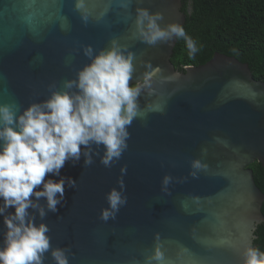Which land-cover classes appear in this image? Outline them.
<instances>
[{"label":"water","instance_id":"obj_1","mask_svg":"<svg viewBox=\"0 0 264 264\" xmlns=\"http://www.w3.org/2000/svg\"><path fill=\"white\" fill-rule=\"evenodd\" d=\"M76 4L0 0V105L17 117L53 93L77 94L66 83L114 46L131 54L129 86L140 87L121 155L106 166L103 144L81 145L78 160L67 159L58 176L44 178L64 180L56 210L45 197H30L38 207L27 210L26 220L48 228L41 264H57V249L67 264H244L245 249L256 248L264 223V192L250 167L256 161L264 167V81L248 63L218 52L181 71L171 62L178 37L155 44L140 37L138 9L160 13L161 29L183 27V0ZM113 189L125 202L105 220ZM40 190L43 184L34 189ZM14 211L0 215V249L8 231L4 217Z\"/></svg>","mask_w":264,"mask_h":264},{"label":"clouds","instance_id":"obj_2","mask_svg":"<svg viewBox=\"0 0 264 264\" xmlns=\"http://www.w3.org/2000/svg\"><path fill=\"white\" fill-rule=\"evenodd\" d=\"M83 7L84 0H77L76 8ZM161 18L160 13L151 15L146 9H138L136 25L140 37L149 44L173 36L183 38L189 56L193 57L197 47L184 28L171 24L161 29L157 24ZM87 54H91L90 49ZM131 61V54L125 57L114 46L85 66L78 73L77 81L66 83L68 88L75 84L79 89L77 94L53 93L46 102L32 104L18 117L10 106L0 105V141H3L0 147V199L3 200L0 215L9 207L15 209L4 217L8 231L5 247L0 249V264H41L42 254L49 249V238L45 235L47 226H36L32 220H26L27 210L38 207L31 196L37 200L45 197L52 211L59 203L57 193L63 196L64 180L45 181L47 174L58 176L64 162L69 158L78 160L81 145L87 146L90 142L105 146L102 163L106 166L121 155L128 136L126 126L137 115L136 98L140 92L139 86H129L133 71ZM86 163H91L90 158ZM193 166L199 168L201 165L195 161ZM169 179L166 176L163 183L167 185ZM69 182L74 184V181ZM41 184L43 190L34 191ZM107 199L111 211H102L105 220L114 216L125 202L115 189ZM40 215H45L42 208ZM52 255L57 264H67L62 250H54ZM161 257L157 249L154 258ZM244 257V264H264V252L257 248L245 249Z\"/></svg>","mask_w":264,"mask_h":264},{"label":"trees","instance_id":"obj_3","mask_svg":"<svg viewBox=\"0 0 264 264\" xmlns=\"http://www.w3.org/2000/svg\"><path fill=\"white\" fill-rule=\"evenodd\" d=\"M188 0H184L186 4ZM183 11L187 20L183 26L196 44L193 57L186 42L178 38L171 62L184 71L185 66H199L213 58L216 52L248 63L253 77L264 81V0H189ZM257 186L264 192V167L258 161L250 165ZM264 214V203L262 206ZM255 246L264 252V223L258 226Z\"/></svg>","mask_w":264,"mask_h":264},{"label":"flooded vegetation","instance_id":"obj_4","mask_svg":"<svg viewBox=\"0 0 264 264\" xmlns=\"http://www.w3.org/2000/svg\"><path fill=\"white\" fill-rule=\"evenodd\" d=\"M187 11H190V2H189V0L187 1ZM185 3H184V0H183V7H184V5H186ZM135 86V85H134Z\"/></svg>","mask_w":264,"mask_h":264}]
</instances>
